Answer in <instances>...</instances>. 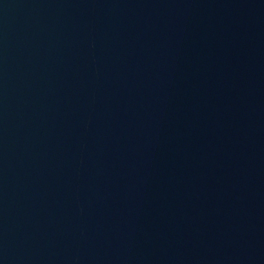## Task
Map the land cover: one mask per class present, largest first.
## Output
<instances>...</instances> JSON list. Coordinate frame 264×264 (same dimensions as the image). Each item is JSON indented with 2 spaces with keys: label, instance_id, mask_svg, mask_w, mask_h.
<instances>
[{
  "label": "water",
  "instance_id": "1",
  "mask_svg": "<svg viewBox=\"0 0 264 264\" xmlns=\"http://www.w3.org/2000/svg\"><path fill=\"white\" fill-rule=\"evenodd\" d=\"M0 264H264V0H0Z\"/></svg>",
  "mask_w": 264,
  "mask_h": 264
}]
</instances>
